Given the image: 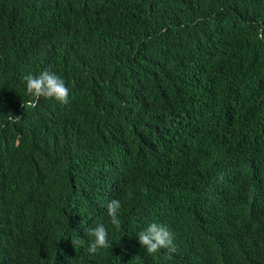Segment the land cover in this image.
<instances>
[{
	"label": "trees",
	"instance_id": "1",
	"mask_svg": "<svg viewBox=\"0 0 264 264\" xmlns=\"http://www.w3.org/2000/svg\"><path fill=\"white\" fill-rule=\"evenodd\" d=\"M0 264H264V0H0Z\"/></svg>",
	"mask_w": 264,
	"mask_h": 264
},
{
	"label": "clouds",
	"instance_id": "2",
	"mask_svg": "<svg viewBox=\"0 0 264 264\" xmlns=\"http://www.w3.org/2000/svg\"><path fill=\"white\" fill-rule=\"evenodd\" d=\"M23 80L26 92L34 98L52 99L60 104H66L69 101V88L65 80L55 71L43 69L38 73L30 72L23 77ZM121 206L119 199H112L107 204V215L114 226L120 225ZM85 231L88 237L87 250L90 254L109 246L108 232L103 223H97ZM136 236L140 245L148 253H156L172 245V233L161 223H149Z\"/></svg>",
	"mask_w": 264,
	"mask_h": 264
}]
</instances>
